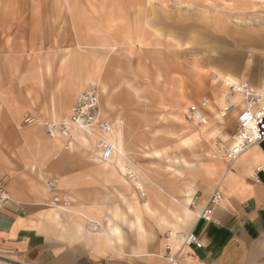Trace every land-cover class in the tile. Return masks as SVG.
<instances>
[{
	"label": "crops",
	"instance_id": "obj_1",
	"mask_svg": "<svg viewBox=\"0 0 264 264\" xmlns=\"http://www.w3.org/2000/svg\"><path fill=\"white\" fill-rule=\"evenodd\" d=\"M28 4L26 17L22 12L15 16L13 30L5 20L2 24L0 13V180L6 194L0 203V264H166L170 240L165 234L188 230L202 245L186 247L180 264H264V139L228 169L219 156L185 169L181 157L173 165L144 166L141 195L122 172L125 150L139 157L163 155L175 150L178 141L149 149L130 146L136 116L127 107L139 101L120 102L114 86L106 87L115 70L109 63L126 43L119 28L109 25L115 19L108 11L123 6L99 0L92 35L79 10L86 6L75 0ZM57 9H68L70 15L63 19L53 13ZM7 42L14 43L12 49ZM85 58L94 60L93 72L78 64ZM94 80L100 111L114 123L111 138L117 152L109 163L95 158L94 142L82 133L50 137L43 126L62 120L77 94ZM258 85L264 87V78ZM223 90L200 96L209 101L202 109L207 125L187 123L189 132L179 137L180 143L201 138L204 153L220 154L214 138ZM183 113L181 120L188 117L187 108ZM49 180L54 181L51 191L45 186ZM218 182L221 200L210 219H197L195 212ZM53 194L66 203L54 202Z\"/></svg>",
	"mask_w": 264,
	"mask_h": 264
},
{
	"label": "rangeland",
	"instance_id": "obj_2",
	"mask_svg": "<svg viewBox=\"0 0 264 264\" xmlns=\"http://www.w3.org/2000/svg\"><path fill=\"white\" fill-rule=\"evenodd\" d=\"M29 1L0 0V13L5 17L2 24L6 21L13 30L17 13L27 16ZM75 1L79 6H86L79 10L88 23L85 29L90 28L89 33L94 35L95 19L100 18L99 0ZM116 1L123 7L108 11L115 19L113 22L109 20V25L119 28L120 40L125 38L123 42L126 43L109 63L115 70L106 87L111 89V85L114 86L120 102L139 101V104L127 107L136 116L131 122L135 135L128 140L130 146L139 143L149 149L162 146L168 140L178 141L175 150L163 155L154 153L139 157L125 150L124 167H128L126 164L135 166L131 172L140 179L142 189L137 190L142 195L144 166L173 165L171 161L181 157L185 169L190 163L208 156L224 158V150L235 132L234 113H226L216 120L214 146L221 151L212 154L203 152L206 144L201 138L179 142V137L189 132L187 123L200 125L187 115V120H181L183 110L203 94L219 92L222 87L226 89L224 75L259 86L264 78V0ZM53 13H60L63 19L70 15L68 9H57ZM90 35L88 38L93 41L94 37ZM132 40L135 43L132 44ZM7 43L8 49H12L14 43ZM83 61L77 62L81 66L85 63L87 70L93 72L94 60L87 58ZM89 84L97 85V81ZM136 163L142 165V170ZM129 178L136 183L137 179Z\"/></svg>",
	"mask_w": 264,
	"mask_h": 264
},
{
	"label": "built area",
	"instance_id": "obj_3",
	"mask_svg": "<svg viewBox=\"0 0 264 264\" xmlns=\"http://www.w3.org/2000/svg\"><path fill=\"white\" fill-rule=\"evenodd\" d=\"M226 86L224 105L222 112L234 113L235 132L232 135L230 144L224 150L226 159V169L250 147L264 139V87L252 86L247 81H224ZM237 93L238 98L233 99V94ZM209 103L208 98L204 95L198 103L190 104L187 107V114L194 122L202 124L206 121V115L203 110ZM26 121L32 118L26 117ZM122 122V119H118ZM44 129L48 136L54 137L57 134L70 139L71 130L80 128L86 137L94 142L93 155L99 162H108L116 149V143L112 140L111 134L114 129V123L104 117L100 111L99 95L95 85L90 84L84 90L79 92L74 103L70 107V113L67 120L44 122ZM69 140L66 143L68 146ZM128 177L136 178L130 169L126 168ZM54 181L46 182V189L52 190ZM220 182H218L210 191L205 205L196 211L197 219H210L213 209L221 200ZM141 191L140 187L137 188ZM6 198L4 184L0 180V203ZM52 200L56 203H66L64 197L57 194L52 195ZM194 206V201L190 204ZM168 231L165 237L170 240L165 246L164 257L166 264H180L179 255L188 246L202 245L196 233L192 230L177 231L173 238Z\"/></svg>",
	"mask_w": 264,
	"mask_h": 264
},
{
	"label": "bare ground",
	"instance_id": "obj_4",
	"mask_svg": "<svg viewBox=\"0 0 264 264\" xmlns=\"http://www.w3.org/2000/svg\"><path fill=\"white\" fill-rule=\"evenodd\" d=\"M224 81H226V82H228V81H230V80H228V79H225ZM224 95H225V88H224V90H223V92H222V105H221V107H220V110H219V112H218V114H219V116L221 117L222 115H224V113L222 112V106L224 105V99H225V97H224ZM233 99H237L238 98V94L237 93H235V94H233V97H232ZM69 113H70V109H69V112H68V114L64 117V118H62V120H67L68 119V116H69ZM194 123H196V124H198L197 122H194ZM207 123V118H206V121L204 122V123H202V124H200V125H204V124H206ZM73 131H78V132H80V133H82L83 135H85L86 136V134L80 129V128H73L72 130H71V133L73 132ZM117 152V147H116V149H115V151H114V154ZM113 154V155H114ZM124 156V155H123ZM112 159V158H111ZM111 159L108 161V162H103V163H109L110 161H111ZM125 170V171H124ZM122 171H124V172H126V168L125 167H123V170ZM123 172V173H124ZM134 179H137V180H135V187H136V189L137 188H141L142 189V186L140 185V182H139V178L138 177H136V178H134ZM143 194V193H142ZM192 203V201L190 202V204ZM195 215H196V212H195ZM171 234V233H170ZM176 234H177V232H175L174 234H171V237L170 238H173L174 239V237L176 236Z\"/></svg>",
	"mask_w": 264,
	"mask_h": 264
}]
</instances>
